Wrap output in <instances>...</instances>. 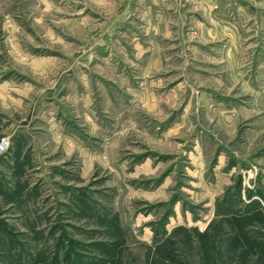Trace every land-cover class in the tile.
<instances>
[{
	"label": "rangeland",
	"instance_id": "rangeland-1",
	"mask_svg": "<svg viewBox=\"0 0 264 264\" xmlns=\"http://www.w3.org/2000/svg\"><path fill=\"white\" fill-rule=\"evenodd\" d=\"M85 2L0 0V68L13 63L4 41L9 33H21L35 52H42L48 31L66 43L76 32L89 34L85 21H71ZM228 3L235 20L233 1ZM86 10L91 16L90 8L82 14ZM241 10L243 27H257L252 43L262 53L264 0H244ZM250 40L243 41L244 52ZM180 56L185 70L187 55ZM191 77L203 79L198 70ZM189 84L178 103L164 104L160 117L122 96L114 115L99 103L100 129L111 134L91 141L100 156L91 168L77 154L46 152L21 180L1 174L0 264H264V132L243 149L249 120L238 121L228 136L203 117L199 91ZM188 90L195 126L186 130L187 120L179 119L184 128L172 135L167 127L183 114ZM124 108L129 110L120 118ZM79 130L91 139L85 126ZM224 177H230L227 183Z\"/></svg>",
	"mask_w": 264,
	"mask_h": 264
},
{
	"label": "crops",
	"instance_id": "crops-1",
	"mask_svg": "<svg viewBox=\"0 0 264 264\" xmlns=\"http://www.w3.org/2000/svg\"><path fill=\"white\" fill-rule=\"evenodd\" d=\"M232 1L235 20L227 14L228 0H86L71 21L76 26L85 21L89 34L76 32L66 43L48 31L42 52L24 46L21 33L7 34L13 63L0 68V135L9 138L10 147L0 158V175L21 180L46 152L77 154L87 169L97 165L100 156L91 141L111 134L100 129L99 103L114 115L122 96L160 117L164 104L178 103L187 81L199 91L203 117L214 119L228 136L238 121L249 120L240 143L248 150L264 132V51L252 43L257 27L241 24L244 0ZM246 39L251 45L244 52ZM181 53L187 55L186 71L178 65ZM196 70L201 82L191 77ZM233 89L238 91L229 93ZM186 98L183 114L167 127L172 135L195 126L188 117L194 103L189 90ZM179 119L187 123L181 126ZM80 126L91 139L82 137ZM224 178L227 183L230 177Z\"/></svg>",
	"mask_w": 264,
	"mask_h": 264
},
{
	"label": "built area",
	"instance_id": "built-area-1",
	"mask_svg": "<svg viewBox=\"0 0 264 264\" xmlns=\"http://www.w3.org/2000/svg\"><path fill=\"white\" fill-rule=\"evenodd\" d=\"M10 147V140L7 136L0 137V157H3Z\"/></svg>",
	"mask_w": 264,
	"mask_h": 264
},
{
	"label": "trees",
	"instance_id": "trees-1",
	"mask_svg": "<svg viewBox=\"0 0 264 264\" xmlns=\"http://www.w3.org/2000/svg\"><path fill=\"white\" fill-rule=\"evenodd\" d=\"M257 213L256 214H259V211H256ZM240 228H241V226H240Z\"/></svg>",
	"mask_w": 264,
	"mask_h": 264
}]
</instances>
